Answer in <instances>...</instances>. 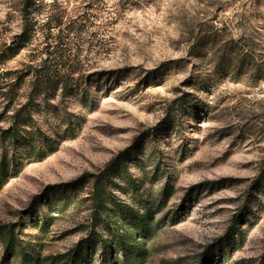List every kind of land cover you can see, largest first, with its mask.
Wrapping results in <instances>:
<instances>
[{
    "label": "rangeland",
    "instance_id": "1",
    "mask_svg": "<svg viewBox=\"0 0 264 264\" xmlns=\"http://www.w3.org/2000/svg\"><path fill=\"white\" fill-rule=\"evenodd\" d=\"M58 2L91 25L81 60L99 73L93 106L71 101L65 123L34 116L47 142L11 157L0 264H69L81 244L83 264L121 262L113 248L103 254L92 195L125 151L107 193L147 220L140 236L114 218L142 248L137 264H264V0ZM23 3L0 0V48L20 32ZM27 53L0 71H20ZM11 114L0 98V133Z\"/></svg>",
    "mask_w": 264,
    "mask_h": 264
},
{
    "label": "trees",
    "instance_id": "2",
    "mask_svg": "<svg viewBox=\"0 0 264 264\" xmlns=\"http://www.w3.org/2000/svg\"><path fill=\"white\" fill-rule=\"evenodd\" d=\"M58 1L24 0L20 32L9 44L0 48V67L21 52H28V60L20 71H0V98L5 112L12 111L8 116V129L0 133V188L5 183L16 153L29 158L38 150L34 147L38 139L43 138L44 145L47 142L34 116L56 115L65 123L71 118L67 112L71 101L79 100L84 106H93V98L90 97L94 83L92 78H96L99 73L87 74L86 63L81 60L83 51L87 52L84 44L87 43L91 25H87L89 20L85 15L69 16ZM23 86L25 91L20 93ZM20 97L24 98L23 102L19 101ZM22 148L27 149L20 153ZM41 152L37 153L39 158L44 156ZM128 154V151L122 152L111 161L103 173L96 177L93 187L92 216L96 223L101 215L104 216L102 221L109 236L99 240L103 254L110 248L121 253V262L113 257V264H137V258L143 253L142 248L133 243L131 233L126 229L116 230V216L130 222L137 235L149 233L145 218L135 215L132 209L121 203L116 204L114 196L107 193L110 176H118L126 170ZM108 204L111 206L108 207ZM112 220L114 223H111L113 227L110 228L108 224ZM1 230L0 238L7 233L10 236L9 230ZM13 244V238L9 237L5 246L7 256L11 254ZM83 253L81 244L70 255L69 264H83ZM21 260L28 258L23 254Z\"/></svg>",
    "mask_w": 264,
    "mask_h": 264
}]
</instances>
